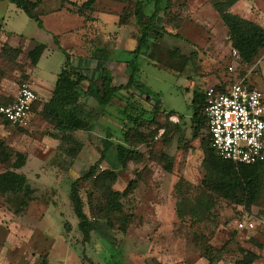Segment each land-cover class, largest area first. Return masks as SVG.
Instances as JSON below:
<instances>
[{
	"label": "rangeland",
	"instance_id": "rangeland-1",
	"mask_svg": "<svg viewBox=\"0 0 264 264\" xmlns=\"http://www.w3.org/2000/svg\"><path fill=\"white\" fill-rule=\"evenodd\" d=\"M72 1L80 5L85 0ZM137 1L95 0L92 10L80 16L68 11L66 0H45L46 8H63L64 14L54 21L61 27L52 30H60L53 37L55 44L64 35L69 40H63V49L70 53L63 68L82 69L99 84L101 60L107 57L115 82L124 83L120 61L130 57L139 37ZM157 5L162 10L139 59L138 76L146 89L133 90L145 108L156 113L155 121L142 120L137 133L129 130L128 145L137 156L125 167L115 159L113 147L101 156L105 139L123 142V123L117 119L123 91L108 106L83 91L81 116L88 129L56 130L52 119L42 114L40 101L27 127L0 118V173L24 175L31 191H0V264H235L246 252L255 255L252 264H264V163L255 200L249 195L240 203L224 199L204 165L205 154L212 153L208 130L203 127L195 139L190 121L195 94L212 87L217 76L222 87L239 79L264 86V48L250 63L234 59L227 28L210 0H158ZM153 10L154 2L148 1L145 20ZM230 11L264 27V0H237ZM115 19L122 31L115 32ZM0 28L22 34L25 48L31 47L32 37L47 40L37 22L7 0H0ZM14 38L10 35V42ZM1 47L0 81L14 92L0 101L10 102L20 84H30L26 72L33 63L25 51ZM117 47L123 50L119 58ZM49 52L44 71L37 72L52 76L61 70L66 54L61 49ZM92 56L97 63L89 61ZM86 84L80 83L81 88ZM166 107L183 118L175 131ZM167 156L170 174L163 169ZM90 168L92 177L74 184ZM107 171H113L115 180ZM109 188L125 192L118 198L120 208L111 212ZM73 191L86 217L87 238L74 212ZM249 221L253 228L239 227Z\"/></svg>",
	"mask_w": 264,
	"mask_h": 264
},
{
	"label": "trees",
	"instance_id": "trees-1",
	"mask_svg": "<svg viewBox=\"0 0 264 264\" xmlns=\"http://www.w3.org/2000/svg\"><path fill=\"white\" fill-rule=\"evenodd\" d=\"M7 1L16 5V7L21 9L28 18L36 21L39 27H42V21L39 17L41 13H39L38 8L43 0ZM66 1L71 6L68 10L80 16H86L87 13L92 10L95 3V0H85L82 4L77 5L74 1ZM144 1L145 0H138L134 9V15L139 25V38L137 39L135 48L130 52V57L123 62L126 76L125 82L120 84L115 82L112 68L110 70L107 66L109 61L104 60L100 69V76L98 77L99 84L92 80H88V85L84 90L85 93H90L101 106L108 105L115 97H118L119 92H124V98H122L123 105L119 113L122 115L123 127H125V123H130L131 126L125 127L121 132L123 138L122 143L113 144L110 140L105 139V146L101 151V156L104 157L110 147H113L115 159L121 167H125L128 161L137 156V151L128 145L129 130L133 128L137 133V129L142 120L154 122L156 114L149 112L142 101L133 94V89H137L143 93L146 89L140 82L138 76L140 66L139 59L145 53L148 46V33L154 27L158 14L162 10V7L157 5L158 0ZM148 1L154 2V10L149 14L147 20H145L146 15L144 10ZM236 1L237 0H210V3L227 28L231 47L239 53L242 61L250 63L257 56L259 50L264 48V27L254 21L232 13L230 8ZM38 54L37 49L34 48L28 55L32 62H35ZM85 80H87L86 76L80 74L76 70L69 71L66 68L61 69L55 83L52 97L48 102L42 105L41 109L44 116L52 119L56 130L60 132H73L85 127H87V129L90 128V125L81 116L82 105L80 102L81 95L79 93V85ZM217 88L219 90H224L223 88L225 87L219 86ZM146 96L148 101L149 95L147 94ZM192 105L193 113L190 117V121L193 128V137L196 138L203 127L207 128L204 115L205 94H195ZM172 114L173 112L169 111L167 117ZM4 121L9 123L6 120ZM176 129H178V126L173 123L172 131ZM168 130H170V128L165 126L164 131L168 132ZM211 150L212 153L210 155L205 154L204 165L208 177L213 179L215 191L224 199L233 200L236 203L243 202L247 195H249L252 200H255L260 186V173L264 161L252 165L236 164L220 158L212 148ZM213 152L217 156L214 155ZM167 159L169 162L163 165V168L166 171H171V158L167 156ZM93 173L94 168H90L85 171L80 178L75 180L74 184L80 179L92 177ZM106 174L112 176L113 180H115L113 171H107ZM130 184L131 183L128 184V188ZM0 185L1 192H23L26 189L27 191L30 189H28L29 186L26 177L14 171L0 173ZM108 190L112 197L108 200L107 208L111 212L113 209L120 208L118 198L124 195L125 192L112 191L111 188ZM72 199L74 212L79 220V228L83 232L84 237L87 238L88 224L86 223L85 214L82 212V204L76 191H73ZM254 257L255 255L253 253L246 252L245 256L237 260L235 264H252ZM211 263L212 260H209V264Z\"/></svg>",
	"mask_w": 264,
	"mask_h": 264
},
{
	"label": "built area",
	"instance_id": "built-area-1",
	"mask_svg": "<svg viewBox=\"0 0 264 264\" xmlns=\"http://www.w3.org/2000/svg\"><path fill=\"white\" fill-rule=\"evenodd\" d=\"M231 56L240 58L231 48ZM233 70L232 66L228 67ZM204 115L210 147L222 159L236 164L252 165L264 161V89L250 86L239 79L224 90L209 87L205 90ZM37 96L27 82L17 89L13 99L0 104V118L17 127H27L33 102ZM170 120L178 122L175 116ZM239 227L253 228V222Z\"/></svg>",
	"mask_w": 264,
	"mask_h": 264
},
{
	"label": "crops",
	"instance_id": "crops-1",
	"mask_svg": "<svg viewBox=\"0 0 264 264\" xmlns=\"http://www.w3.org/2000/svg\"><path fill=\"white\" fill-rule=\"evenodd\" d=\"M44 1L45 0H43V2L39 5V8L38 9L41 10V14L39 16L40 19H41V21H42V27H40V28L43 31L41 33L46 34L45 35L46 36V39H47L46 41H44V42L43 41H39L40 39H37V38L35 40V38L32 37L33 39L31 38L29 40L31 42V47L30 48L29 47H26L25 48L24 45H21L22 39H24L22 34L17 33V32H7V31H4V30H2L0 28V34H1L0 35V45L2 47H4V44H6L10 49H12V50H19L20 53H22V51H25L26 55H28L31 50H33L34 48H36L37 49V52L39 53L38 56L35 59V62H32L33 65L31 66V69L26 72V74L29 76L27 79L29 80L31 87L35 90V93H36V96H37L36 101H34L33 102V105H32V111H31L30 120H31V117H33L34 114H35L36 105H37L38 101H40L41 104L44 105L52 97L56 80L58 78L59 73L61 72V70H60L59 72L55 73V75L47 76L45 73L42 74L41 72H39V70L37 72V69H43L42 71H44L45 64H43V63H45V61H47L49 59V57L50 58L52 57V53H50L49 51L54 50V49H58V50L61 49L66 54L67 50H64L63 49V42L66 41L68 43V41H69L68 38L64 35V38H63L64 41L63 40L60 41V38H57V41H58L57 44L54 43L53 37L54 36H58L60 34V30L57 31L56 33L53 32L52 30H54L55 28L59 29V27H61V26H57L58 25L57 24V21L56 22H54V21H55V19L61 17L64 14L62 12L63 8H60L61 7L60 5L57 6L58 8H48V7L46 8V4H45ZM47 23L54 24V26L52 28H49L48 25H47ZM61 24H62V26L64 25L65 27H67L66 24H63V22H61ZM112 24L116 26V31L115 32L122 31L123 26L122 25L118 26L119 25L118 24V19L117 20L116 19L113 20ZM82 25H84L83 20H82ZM209 27H211V26L209 25ZM10 35H14V36L16 35L17 36V39L14 38V41L10 42V40H9V36ZM100 35H104V34H100ZM121 39H123V38H120V40ZM216 41H218V40H216ZM136 42H137V40H136ZM136 42H135L134 47L131 50H133L135 48ZM117 43H118V40H117ZM228 43H229L228 45H229V49H230V52H231V48L232 47H231L230 41H228ZM131 50L128 53H130ZM103 51H105V50H103ZM121 51H123V50L120 47H117L115 49V52H116L118 58H119V52H121ZM69 54L68 53L66 54V60L64 61L61 69L63 68L64 64L67 63V60H69ZM230 55H231V53H230ZM89 59H90L89 60L90 62L91 61L92 62L94 61V62L97 63V61H98L97 58H95L94 56H92ZM109 59H111V58H107V57L106 58H103L101 60V62L104 63V60L109 61ZM118 60L120 61V59H118ZM113 61H115V60H113ZM120 62L123 63L124 61H120ZM262 62H264V61H262ZM96 63H95V66H96ZM123 65H124V63H123ZM101 67H102V65L100 66V69H101ZM100 69H99L98 76H100ZM76 71H78L80 74H83L84 76H86L85 72L83 73V70L82 69H77ZM124 72H125V70H124ZM138 74H139V72H138ZM86 78H87V80H85L84 82H86V81L88 82V80L94 81V78L92 76H88V77L86 76ZM221 81L222 80L219 79L218 76L215 77L214 78V81L211 82L213 84L212 87L217 88V87L221 86L222 85L221 84ZM87 85L88 84H86V86ZM79 86H80L79 87V93L81 95L83 93V91L86 89V86L83 87V88H81L82 85H79ZM11 87L12 86H7L6 82L0 81V98L2 97V98L8 99V97H10L12 95L13 92H14V89L13 88L10 89ZM253 87H257V88H260V89H264V86H256V85H253ZM8 102L9 101H0V104H5V103H8ZM108 105H106V106H108ZM121 108H122V106H121ZM119 110H118L117 119L120 120L123 123V120L121 119V115L119 114ZM168 110L173 112V114L169 116V119H170L171 116H175L178 119V122H174V123L175 124L180 123V118H182V117L181 116H178L177 114H175V112L173 110H171V109H168ZM122 128H123V125L121 126V131H123ZM209 146H210V144H209ZM165 172L167 174L172 173V167H171V171H166L165 170Z\"/></svg>",
	"mask_w": 264,
	"mask_h": 264
}]
</instances>
